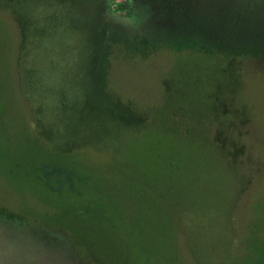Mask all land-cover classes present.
<instances>
[{
    "label": "rangeland",
    "instance_id": "1",
    "mask_svg": "<svg viewBox=\"0 0 264 264\" xmlns=\"http://www.w3.org/2000/svg\"><path fill=\"white\" fill-rule=\"evenodd\" d=\"M0 264H264V0H0Z\"/></svg>",
    "mask_w": 264,
    "mask_h": 264
},
{
    "label": "trees",
    "instance_id": "2",
    "mask_svg": "<svg viewBox=\"0 0 264 264\" xmlns=\"http://www.w3.org/2000/svg\"><path fill=\"white\" fill-rule=\"evenodd\" d=\"M118 7L119 8H121V9H124L125 8V5H124V3H120V4H118ZM129 14H130V12H129ZM169 33H170V35H171V33L173 34V36L174 35H178V36H176V37H179L181 34L180 33H174V32H171V31H169ZM172 36V35H171ZM262 37V35H260L259 36V39ZM148 36H145V42L146 41H148ZM180 42H184L182 39H181V41ZM169 44H175V45H172V46H179L180 45V43L179 42H174V43H169ZM193 44H200L201 45V48H202V50H203V44H202V42L201 41H199V40H196L195 38H194V41H193ZM146 46V45H145ZM222 53H224V54H226L227 56H232V57H234L235 56V51L234 50H229V49H223L222 50Z\"/></svg>",
    "mask_w": 264,
    "mask_h": 264
}]
</instances>
